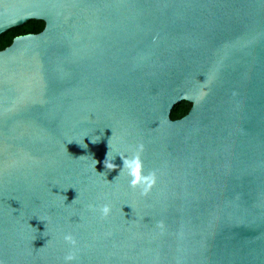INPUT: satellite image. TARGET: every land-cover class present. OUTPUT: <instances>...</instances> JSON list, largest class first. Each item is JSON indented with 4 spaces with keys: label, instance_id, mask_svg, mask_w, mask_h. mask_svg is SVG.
<instances>
[{
    "label": "water",
    "instance_id": "water-1",
    "mask_svg": "<svg viewBox=\"0 0 264 264\" xmlns=\"http://www.w3.org/2000/svg\"><path fill=\"white\" fill-rule=\"evenodd\" d=\"M32 20L0 50V264H264V0H0V36Z\"/></svg>",
    "mask_w": 264,
    "mask_h": 264
},
{
    "label": "trees",
    "instance_id": "trees-1",
    "mask_svg": "<svg viewBox=\"0 0 264 264\" xmlns=\"http://www.w3.org/2000/svg\"><path fill=\"white\" fill-rule=\"evenodd\" d=\"M44 28V23L41 21L32 20L25 23L23 26L12 29L0 36V50L5 49L8 47L12 40L20 35L26 34H37ZM190 109V104L187 102H181L180 104L176 105L171 111V119L176 120L184 115Z\"/></svg>",
    "mask_w": 264,
    "mask_h": 264
},
{
    "label": "clouds",
    "instance_id": "clouds-1",
    "mask_svg": "<svg viewBox=\"0 0 264 264\" xmlns=\"http://www.w3.org/2000/svg\"><path fill=\"white\" fill-rule=\"evenodd\" d=\"M113 160H105L106 167L114 168L115 165L112 163ZM127 169L128 175L131 177V184L133 186L137 184H150L154 182V176H145L142 172V164L139 160L138 156H133L131 160H128L124 167ZM102 215H107L110 212V208L108 205H104L103 208L100 210Z\"/></svg>",
    "mask_w": 264,
    "mask_h": 264
}]
</instances>
